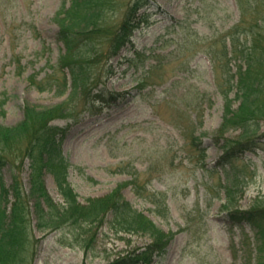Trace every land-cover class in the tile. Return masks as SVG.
<instances>
[{
	"label": "rangeland",
	"instance_id": "1",
	"mask_svg": "<svg viewBox=\"0 0 264 264\" xmlns=\"http://www.w3.org/2000/svg\"><path fill=\"white\" fill-rule=\"evenodd\" d=\"M120 1L98 22L97 50L103 55L87 62L90 79L83 98H90L74 99L69 106L74 116L53 122L68 129L62 151L71 164L69 182L82 202L122 191L157 226L174 233L152 264H264V239L249 223L235 222L223 206L221 186L228 174L217 162L227 140L236 142L241 132L218 133L225 67L215 64L213 52L238 25L257 31L264 0L260 9L255 0H140L143 22L133 29L126 20L139 0ZM70 3L0 0V125L18 124L28 105L70 102L69 86L65 94L57 93L61 56L68 49L58 21ZM129 31L121 49L109 51L112 34ZM255 141L253 150L230 161L232 177L239 176L243 187L235 193L234 209L264 203V121ZM23 168L29 190L27 160ZM44 178L48 192L62 202L53 176ZM155 199L165 200L163 216ZM36 236L33 264H109L151 243L145 234H122L121 239L108 226L98 231L88 252L62 245L60 232Z\"/></svg>",
	"mask_w": 264,
	"mask_h": 264
},
{
	"label": "trees",
	"instance_id": "2",
	"mask_svg": "<svg viewBox=\"0 0 264 264\" xmlns=\"http://www.w3.org/2000/svg\"><path fill=\"white\" fill-rule=\"evenodd\" d=\"M141 1L130 6L126 20L131 24L130 29L143 22L138 17ZM262 2L255 0V7L260 9ZM120 3V0H71L69 8L60 11L63 17L58 23L65 33L62 39L66 40L68 49L61 56L63 80L58 85L62 89L57 93L65 94L69 86L70 102L43 108L28 105L18 124L0 125V264H33L40 239L36 236L38 231L45 235L60 232L58 241L62 245L79 246L86 252L94 249L98 231L104 226L121 239L125 238L122 234L150 237V244L126 251L127 254L109 264H152L155 253H161L174 237V233L165 232L144 211L138 210L122 191L80 201L68 180L71 164L62 151L68 129L53 125L55 119L74 116L69 107L74 99L87 101L90 98H83L88 94L84 93L89 85L87 62L93 56L103 55H98L97 50L98 22L106 10ZM255 25L257 31L249 32L236 26L223 37L222 49L213 50L215 64L222 63L225 67L219 83L224 112L218 133L224 136L232 128L241 132L236 142L227 140L217 164L228 174L221 186L226 200L224 208L235 222L249 223L256 229L258 239H264V203L257 202L247 210L233 207L238 202L235 193L243 187L240 188L239 176L232 177L230 163L244 151L254 149L264 121V17ZM130 35L131 31L112 34L109 51L117 53ZM69 40L74 41L73 45ZM39 89L45 90L46 86L41 85ZM82 92L84 94H80ZM25 160L29 163V190L25 189L21 174ZM5 171L10 175L8 183ZM46 173L53 176L62 202H56L48 192ZM154 202L157 212L163 216L160 208L164 207L165 200L155 199Z\"/></svg>",
	"mask_w": 264,
	"mask_h": 264
}]
</instances>
